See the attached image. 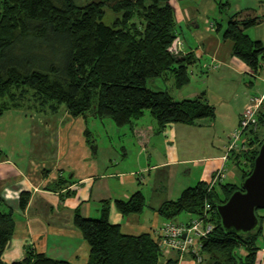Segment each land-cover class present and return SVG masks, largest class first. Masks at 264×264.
<instances>
[{
  "label": "trees",
  "instance_id": "trees-1",
  "mask_svg": "<svg viewBox=\"0 0 264 264\" xmlns=\"http://www.w3.org/2000/svg\"><path fill=\"white\" fill-rule=\"evenodd\" d=\"M108 11L114 13L110 23L104 20ZM260 20L254 13L238 11L230 15L223 32V38L234 43L233 55L254 73L264 70V44L246 30ZM177 38L171 0H88L83 5L75 0H0V115L14 107L52 113L65 108L71 118H108L117 126L135 128V121L149 110L159 129L169 123L215 118V107L204 98L176 100L167 90L147 84L149 78L164 76L173 78L177 88L190 83V68L197 58L192 52L180 56ZM256 117L257 122L245 130L244 147L232 150L238 163L246 164L241 183L199 181L157 209L168 222L189 213L194 218L188 224L202 219V230L212 225L205 235H196V250L188 251L201 263H261L260 209L259 226L240 233L226 231L217 212V205L242 188L254 167L264 142V101ZM30 196L29 191L20 193V209H25ZM115 204L129 215L142 212L146 199L137 191ZM109 214V200L102 202L98 218L75 211L74 223L90 246L88 264H160L161 236L125 234ZM15 228V210L0 195V264H74L29 247L23 259L4 261ZM173 250L180 255L181 250Z\"/></svg>",
  "mask_w": 264,
  "mask_h": 264
},
{
  "label": "crops",
  "instance_id": "crops-1",
  "mask_svg": "<svg viewBox=\"0 0 264 264\" xmlns=\"http://www.w3.org/2000/svg\"><path fill=\"white\" fill-rule=\"evenodd\" d=\"M75 1L83 5L86 0ZM171 4L176 51L180 56L192 52L197 60L190 68L189 84L177 88L169 79L166 90L176 100L204 98L215 107V118L159 129L147 111L132 128L108 118H71L65 108L54 113L26 107L7 110L0 115V195L15 210L16 228L4 261L23 259L29 247L88 264L90 246L74 223L76 210L98 218L102 202L109 200V219L123 233L158 237L168 220L157 209L178 199L186 188L199 181L211 184L219 170L223 172L219 182H242L243 169L229 149L231 133L252 98L264 95V70L254 73L234 56V43L224 39L223 32L231 14L254 13L261 20L246 32L264 44V0H171ZM245 137L244 131L235 150L244 147ZM22 191L31 193L25 209L18 204ZM137 191L145 196V209L122 214L115 201L127 200ZM193 218L183 213L173 221L185 224ZM160 264L204 263L188 252L179 255L163 246Z\"/></svg>",
  "mask_w": 264,
  "mask_h": 264
},
{
  "label": "water",
  "instance_id": "water-1",
  "mask_svg": "<svg viewBox=\"0 0 264 264\" xmlns=\"http://www.w3.org/2000/svg\"><path fill=\"white\" fill-rule=\"evenodd\" d=\"M258 209H264V142L242 188L235 190L226 202L217 205L223 228L238 233L250 232L259 226Z\"/></svg>",
  "mask_w": 264,
  "mask_h": 264
},
{
  "label": "built area",
  "instance_id": "built-area-1",
  "mask_svg": "<svg viewBox=\"0 0 264 264\" xmlns=\"http://www.w3.org/2000/svg\"><path fill=\"white\" fill-rule=\"evenodd\" d=\"M176 49V46H175ZM264 100V95L259 97H253L252 103L255 104L253 111H248L247 114L241 118V123L235 132L232 134V140L229 149H238L241 135L243 132L252 124L257 122L256 112ZM223 177L222 170H219L215 175L213 182L216 183ZM202 219H194L191 224H179L168 222L161 230L160 243L169 249L181 250L182 253L188 252L189 250H196L194 239L196 235H205L212 229V225L209 224L204 230L200 228Z\"/></svg>",
  "mask_w": 264,
  "mask_h": 264
},
{
  "label": "rangeland",
  "instance_id": "rangeland-1",
  "mask_svg": "<svg viewBox=\"0 0 264 264\" xmlns=\"http://www.w3.org/2000/svg\"><path fill=\"white\" fill-rule=\"evenodd\" d=\"M78 2L81 3V2H84V0H78ZM87 2H88V0H86L83 4H86ZM113 18H114V13L111 12V11H108L107 14H106L105 17H104V20H105V22L110 23V22L113 21ZM169 79H173V78H171V77H170V78H167L166 76H164V77H156V78H149V79L147 80V84H148V86H149L150 88H152V89H154V90H166V84H167V81H168ZM261 105H262V104H261ZM254 107H255V104L250 103V106H249V107L243 112V115H244L245 113L247 114L248 111H253ZM147 111H149V110H147ZM147 111H145V113H146ZM246 114H245V115H246ZM243 115H242V116H243ZM241 118H242V117H241ZM240 123H241V120H240ZM237 128H238V127H237ZM237 128H235V129L232 131L231 134H233V132H235ZM245 139H246V140L248 139L247 134H246ZM242 159H243V158H242ZM237 165H238V163H237ZM245 167H246V164H245L244 160H242V161L240 162V168H245ZM234 182H235V181H234ZM236 182H240V180L237 179ZM259 213H260V214H264V209H260V210H259ZM260 243H262V240H260Z\"/></svg>",
  "mask_w": 264,
  "mask_h": 264
}]
</instances>
